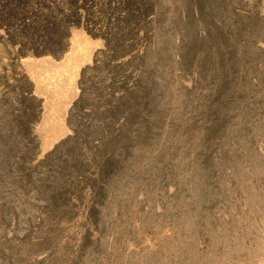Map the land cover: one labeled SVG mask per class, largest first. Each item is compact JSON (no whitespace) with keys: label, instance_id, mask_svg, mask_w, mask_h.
Masks as SVG:
<instances>
[{"label":"rangeland","instance_id":"obj_1","mask_svg":"<svg viewBox=\"0 0 264 264\" xmlns=\"http://www.w3.org/2000/svg\"><path fill=\"white\" fill-rule=\"evenodd\" d=\"M0 264H264V0H0Z\"/></svg>","mask_w":264,"mask_h":264},{"label":"crops","instance_id":"obj_2","mask_svg":"<svg viewBox=\"0 0 264 264\" xmlns=\"http://www.w3.org/2000/svg\"><path fill=\"white\" fill-rule=\"evenodd\" d=\"M86 37V39L77 44V49L73 47L71 50L72 54L67 58L69 63L58 62L56 59L49 60L50 64H47L43 71L46 75L42 76V72L39 78L33 79L35 85L38 86L37 89L35 87V90H40L41 95H52L51 101L57 109L55 111L60 110L62 112L61 120L52 125L54 127H61V132L55 133L52 131L45 132V135L42 134L45 136V138L43 136V142L45 143L55 142L69 132L65 118L66 112L78 96L79 89L76 85V79L83 66L91 62V35L86 34ZM65 67L68 68V73L65 71ZM48 72L53 76L48 77Z\"/></svg>","mask_w":264,"mask_h":264},{"label":"trees","instance_id":"obj_3","mask_svg":"<svg viewBox=\"0 0 264 264\" xmlns=\"http://www.w3.org/2000/svg\"><path fill=\"white\" fill-rule=\"evenodd\" d=\"M107 45H109V41H108V39H107Z\"/></svg>","mask_w":264,"mask_h":264}]
</instances>
